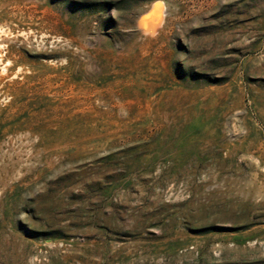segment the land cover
<instances>
[{
	"label": "rangeland",
	"instance_id": "rangeland-1",
	"mask_svg": "<svg viewBox=\"0 0 264 264\" xmlns=\"http://www.w3.org/2000/svg\"><path fill=\"white\" fill-rule=\"evenodd\" d=\"M0 264H264V0H0Z\"/></svg>",
	"mask_w": 264,
	"mask_h": 264
},
{
	"label": "bare ground",
	"instance_id": "bare-ground-1",
	"mask_svg": "<svg viewBox=\"0 0 264 264\" xmlns=\"http://www.w3.org/2000/svg\"><path fill=\"white\" fill-rule=\"evenodd\" d=\"M154 9V8H153ZM149 12V11H148ZM151 12V11H150ZM149 12V13H150ZM153 12V11H152ZM155 12V11H154ZM147 13V12H146ZM158 13V12H157ZM153 15V14H152ZM156 16V15H155ZM150 15H146V16H142L140 17V21H139V28L141 29H144L145 32H149L152 31V32H155L157 30V28L159 27L158 24H157V20L153 18H149ZM162 19V18H161ZM159 19V20H161ZM162 22V21H161Z\"/></svg>",
	"mask_w": 264,
	"mask_h": 264
}]
</instances>
